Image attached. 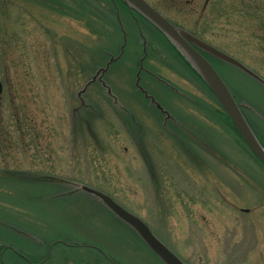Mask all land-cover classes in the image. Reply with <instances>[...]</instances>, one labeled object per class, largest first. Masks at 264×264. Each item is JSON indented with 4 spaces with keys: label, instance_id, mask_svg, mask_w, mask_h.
<instances>
[{
    "label": "rangeland",
    "instance_id": "rangeland-1",
    "mask_svg": "<svg viewBox=\"0 0 264 264\" xmlns=\"http://www.w3.org/2000/svg\"><path fill=\"white\" fill-rule=\"evenodd\" d=\"M147 1L264 79V0ZM110 11L0 0V241L33 264L50 243L44 264H164L84 184L140 216L184 264H264V165L157 27ZM121 26V56L84 87L120 52ZM144 38L139 83L164 111L136 85ZM207 55L255 110L245 116L264 144V85Z\"/></svg>",
    "mask_w": 264,
    "mask_h": 264
},
{
    "label": "water",
    "instance_id": "water-1",
    "mask_svg": "<svg viewBox=\"0 0 264 264\" xmlns=\"http://www.w3.org/2000/svg\"><path fill=\"white\" fill-rule=\"evenodd\" d=\"M123 1L130 9H135L136 11H138L159 30H161L163 34L166 35L168 39L177 47V49L185 56V58L190 62L191 66L205 81V83L207 84L217 101L220 103V105L230 118L232 124L244 139V141L247 143L251 151L264 164V145L256 135L255 131L251 127L241 109V107H247L249 109L250 107L245 103H238L235 100L233 94L229 90L219 72L208 60V58L202 53V51L208 52L216 56L217 58L231 65H234L235 67L241 69L242 71L246 72L247 74L263 83L264 80L238 59L216 48L215 46L196 36L195 34L172 23L146 0ZM123 31V44L120 47V52L116 56L110 55L109 59L105 63V66L99 67L95 72V75L92 76V79L89 80L84 87H86L90 82L94 81L95 77L99 73H101L99 75V80L102 81L101 76L108 69L110 63L114 60H117L121 56L124 45L126 43L125 30L123 29ZM145 41L146 40L144 38L143 56L140 59V67L138 70L136 85L147 98H150L151 102H154L157 107L164 111V109L155 100V98L152 95L148 94L147 90H145L139 84V72L143 68L142 60L146 56ZM2 90L3 84L0 80V94L2 93ZM82 188L98 197L111 209L112 212H114L118 217L130 224L136 230L142 240L146 243V245L162 260L164 264H184L183 260L179 256H177L168 246H166L152 232L145 221L142 220L139 216L130 212L117 201H115L110 195L97 188L84 184L82 185Z\"/></svg>",
    "mask_w": 264,
    "mask_h": 264
},
{
    "label": "flooded vegetation",
    "instance_id": "flooded-vegetation-1",
    "mask_svg": "<svg viewBox=\"0 0 264 264\" xmlns=\"http://www.w3.org/2000/svg\"><path fill=\"white\" fill-rule=\"evenodd\" d=\"M126 10H127V14L131 17V18H135V21L136 22H138V21H140L139 20V18L135 15V13L136 14H138L137 12H135V11H131V10H129L128 9V7L126 6ZM143 20V19H142ZM205 54V53H204ZM206 56H208L207 54H205ZM209 58V57H208ZM210 59V58H209ZM211 60V59H210ZM145 73H148L149 75H151V76H153L152 75V73H151V71H149L148 69H147V71L145 72ZM154 77V76H153ZM236 100L238 101V102H241L239 99H237L236 98ZM246 109H244V112H245V114H246ZM5 246V247H4ZM51 248L49 247V245L46 247V249H45V254H43V255H41L42 257L41 258H39V259H37L36 260V262H38L39 264H44V258L46 257V253L47 252H49V250H50ZM38 251V250H37ZM8 254H12L15 258H17L18 260H21V261H23L25 264H28V262L29 263H31L30 261H29V256L27 255V254H23V253H20L19 251H17L15 248H13V246L11 245V244H9V243H6V242H1L0 241V264H11L10 262H9V260L7 259V256H8ZM39 255V256H40ZM29 257V258H28ZM27 262V263H26ZM40 262H42V263H40ZM31 264H33V263H31Z\"/></svg>",
    "mask_w": 264,
    "mask_h": 264
},
{
    "label": "trees",
    "instance_id": "trees-1",
    "mask_svg": "<svg viewBox=\"0 0 264 264\" xmlns=\"http://www.w3.org/2000/svg\"><path fill=\"white\" fill-rule=\"evenodd\" d=\"M82 1H85V0H82ZM100 1H102V2H105L106 1V3L108 4V6H109V9H111V11L109 12L110 13V15H114V10H115V7L116 6H122V8L124 9V10H126V7H125V5H124V3H123V1L122 0H100ZM127 11V10H126ZM156 31L158 32L157 34H158V36H160V38L162 39V41L169 47V48H171L178 56H180L183 60H184V62L186 63V66L188 67V69L191 71V73L193 74V75H195L198 79H200L202 82H203V80L200 78V76L198 75V73L190 66V64H189V62L188 61H186L185 59H184V57L180 54V52L176 49V47L168 40V38L160 31V30H158V29H156ZM101 49V50H100ZM99 50H100V53H102L103 54V52H104V50H105V48H100ZM223 112V115H226L225 113H224V111H222ZM2 124V119H1V114H0V125ZM1 128V127H0Z\"/></svg>",
    "mask_w": 264,
    "mask_h": 264
}]
</instances>
